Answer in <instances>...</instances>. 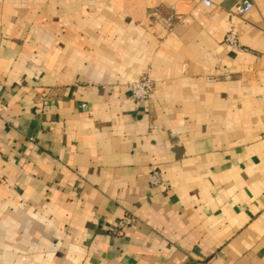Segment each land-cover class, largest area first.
Listing matches in <instances>:
<instances>
[{"label": "crops", "instance_id": "1", "mask_svg": "<svg viewBox=\"0 0 264 264\" xmlns=\"http://www.w3.org/2000/svg\"><path fill=\"white\" fill-rule=\"evenodd\" d=\"M241 1L0 0V264H264V0Z\"/></svg>", "mask_w": 264, "mask_h": 264}, {"label": "built area", "instance_id": "2", "mask_svg": "<svg viewBox=\"0 0 264 264\" xmlns=\"http://www.w3.org/2000/svg\"><path fill=\"white\" fill-rule=\"evenodd\" d=\"M202 3L205 7L209 8L212 5V0H202ZM252 7L253 4L250 0H242L240 3L235 5L234 10L238 15L244 16L252 9ZM173 18L174 17L172 14L168 15V17L166 18L168 24L172 22ZM225 41L234 48L242 51L244 50V48L239 45L238 40L234 34H227L225 37ZM261 67L264 68V59L261 60ZM128 86L130 97L137 102L147 101L152 96L154 91V83L151 80L148 72L143 74L136 81L130 82ZM148 178L151 186H158L162 183L161 174L158 170H151ZM133 222L134 220L132 218H124L120 222L119 226L123 227L126 225H130Z\"/></svg>", "mask_w": 264, "mask_h": 264}]
</instances>
